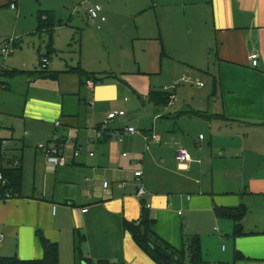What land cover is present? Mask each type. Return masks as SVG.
Listing matches in <instances>:
<instances>
[{
  "label": "crops",
  "instance_id": "0c3cea01",
  "mask_svg": "<svg viewBox=\"0 0 264 264\" xmlns=\"http://www.w3.org/2000/svg\"><path fill=\"white\" fill-rule=\"evenodd\" d=\"M4 2L23 10V0ZM144 2L129 8L133 16L152 13L127 33L131 52L123 47L117 54L107 43L102 7L99 28L85 12L97 32L86 27L77 35L78 23L71 20L53 30L51 19L40 29L38 15L49 17V11L38 10L37 31H52L35 47L39 61L48 58L42 72L14 36L0 78V140L7 149L0 167L20 168L21 184L14 197L0 201V257L41 259L40 232L57 243L58 264L79 263L78 251L92 260L158 264L124 228L148 202L152 229L169 247L181 250L197 237L200 251L226 236L234 264H264V202L263 217L248 221L247 202L256 192L247 190L244 174V164L257 163L260 168L247 166L246 173L256 177L253 185H262L255 170L264 171V0ZM88 32L100 41L98 49H86ZM135 45L144 51L137 54ZM182 76L189 82H180ZM111 111L117 113L97 136ZM130 126L137 132H125ZM199 128L207 139L199 131L192 141ZM151 133L158 140L147 144L144 135ZM44 143L61 149L66 164L48 163L36 147ZM179 147L189 152L185 162L174 158ZM213 149L220 150L223 170L216 183ZM138 169L146 190L139 199L132 176ZM240 205L245 213L233 234L236 222L217 216L215 208Z\"/></svg>",
  "mask_w": 264,
  "mask_h": 264
},
{
  "label": "rangeland",
  "instance_id": "374dc122",
  "mask_svg": "<svg viewBox=\"0 0 264 264\" xmlns=\"http://www.w3.org/2000/svg\"><path fill=\"white\" fill-rule=\"evenodd\" d=\"M135 1L136 0H23V7H19L23 10L22 12L18 13L17 11L9 9L4 0H0V39L4 36H7V38L11 36L21 37V41H23V48L27 47L26 55L29 58H32L35 55V47L39 46V44H41V41H48L49 34H51L52 32L49 30H45L43 32L37 31L38 26L36 27V18L37 14H39L38 10L43 9L44 11H49V18L50 20L52 19V23L54 24L52 28L53 30L59 23L66 24L69 20H71V23L77 22L79 30H77L76 28L74 29L76 30L77 35L86 27H89L93 32H97L96 29L94 30L92 26H90V23L88 25V23L85 21V12L87 11L88 6L97 4L102 7L103 11L108 12L107 14L105 13L107 16V21H105L107 23V26L104 31H101V33H104L103 36L107 39V43L111 46L113 44V47L116 48L117 54H120V52H122L123 47H125L127 51L131 52V40L128 37L129 35H127V33L130 34L135 30L136 27H134V25H136V23H139L138 19L140 18V16L144 20L150 18V15L152 16V13L148 12L146 9L143 11L142 15L141 13H137L134 16L130 15L132 13L129 8L134 5ZM148 1L149 0H146V2L144 3H146L145 5L149 6ZM50 11H53V13H51ZM41 21L43 20L41 19ZM82 25L85 27H82ZM92 33L88 32L85 35L86 49H89L92 46H95V48L98 49V47L100 46V43H98L100 41H98L96 35ZM78 43L79 41H77V46ZM40 47L41 52L44 51L43 45H41ZM143 49L144 48L141 45H135V52H137V54L138 52L141 54V51H144ZM53 54L55 53L53 52ZM85 56L88 57V55L86 54ZM35 60L37 63L36 67H38L39 60L36 55ZM186 86H188V84ZM199 131L203 135H205L207 139V131L199 128V130L197 131L198 133H196V135L192 137V141L198 140L197 136L199 134ZM219 152L220 150L216 149H213L211 152V159L215 160V162H213L216 166L214 171L215 183L219 182L220 176H222L219 173H223L222 168L218 167L217 165V161H220V158L218 156ZM247 159L248 158H245V161H247ZM181 165L182 164L178 163V166ZM247 166L249 168L252 167L256 170L260 168V166L257 163L255 164V166L244 164L245 185L247 186V190L256 192L254 196L252 195L253 197L251 198L250 202H247L248 212L245 218L248 221L252 220L253 218L258 220L263 217L261 205H263L264 202V171H258L257 173V171L255 170V176H258L256 179V183H262V185H253L254 182H252V179L256 177H254L250 173H246ZM225 167L227 168L229 166L226 164ZM255 229L259 231L262 230L263 227L259 223L255 227ZM221 238L222 240H220L216 246H208L206 248L205 243V245L200 248L199 261L193 263L190 254H186L182 261V264H234L233 254L232 252H230V248L228 247L229 237L221 236ZM222 245L224 246L223 249ZM81 261L82 260H79V263L77 264H81Z\"/></svg>",
  "mask_w": 264,
  "mask_h": 264
},
{
  "label": "trees",
  "instance_id": "16d2710c",
  "mask_svg": "<svg viewBox=\"0 0 264 264\" xmlns=\"http://www.w3.org/2000/svg\"><path fill=\"white\" fill-rule=\"evenodd\" d=\"M42 14L38 15V24L41 27L51 26L52 23L50 18L46 16V18L41 21ZM48 18V20H47ZM47 20V21H46ZM44 21H46L44 23ZM166 98V97H165ZM3 174L7 180V188L11 191V193L16 194L19 191L21 184V171L20 168H8L2 169ZM142 212L137 221L127 222L124 221V228L129 231L131 237L137 244L139 248H141L146 254H148L155 262L158 264H182V261L186 254H190L192 262H197L200 259V251L197 237L191 239L187 245L184 246L181 250H176L172 247H169L163 240L157 237L152 227L154 224L153 218L149 215V209L145 208L143 204H141ZM245 213V208L240 206H232V207H217L215 208V214L222 218H227L234 220L236 222L234 226L233 234L239 230V219ZM38 239L41 242L43 249V257L41 259H32V260H24L15 256H1L0 264H58V246L56 242L49 241L46 239L42 233L38 232ZM152 246L158 248L164 253L170 255L171 259L169 262L163 261L156 253L153 252ZM77 249V248H76ZM80 260L85 261L87 264H119L112 260L107 259H96L92 260L91 258L84 257L78 251ZM198 264V263H197Z\"/></svg>",
  "mask_w": 264,
  "mask_h": 264
},
{
  "label": "built area",
  "instance_id": "2783aa9c",
  "mask_svg": "<svg viewBox=\"0 0 264 264\" xmlns=\"http://www.w3.org/2000/svg\"><path fill=\"white\" fill-rule=\"evenodd\" d=\"M11 8H14L15 4L14 2H10L9 5ZM43 20L46 18L45 15H42L41 17ZM87 19L90 22H93L95 24L96 28H99V23L103 22V20L105 19V16L101 15V7L97 4H93L90 5L87 8ZM14 42H15V37L11 36L8 38H5L1 43H0V78L1 76L4 75L5 73V65H4V61L10 56L11 52L14 49ZM251 63L252 65L256 64V58L254 56L251 57ZM48 63V58L46 56H42V58L39 61V65L37 67L36 70H38L39 72H42L43 69L46 68ZM180 82H189V79L185 76H182L180 79ZM85 85H87L88 88L93 86L92 81L86 80L85 81ZM203 85L202 82L196 83L197 87H201ZM0 86H2L1 80H0ZM175 87V84L172 86H164L163 90H172ZM174 95L173 94H169L168 98H170V100L174 99L173 98ZM117 112L116 111H111L107 114L106 119H104L100 125L95 129L96 131V135L97 136H102L106 131V127L110 121L111 118H113L115 116ZM58 124V122L56 123ZM125 132H129V133H135L137 132L133 127H125L124 128ZM199 137L201 138L202 135L200 134ZM144 139L146 141V143H150L153 141H157L158 137L155 133H151L150 135H144ZM38 149H40V151L43 153L44 157L46 158L48 163H51L55 166H61V165H65L67 160L66 157L64 155V153L62 152L61 149H59L58 147H56L55 144L53 143H44V144H38L36 146ZM76 152V151H75ZM7 153V149H6V145H5V141L4 140H0V161H3L5 159ZM92 154V153H91ZM90 154V155H91ZM123 155H125V153H123ZM175 160H177L178 162H185L189 159V152L188 150L184 147H179L177 148L176 152H175V156H174ZM16 162V160H15ZM14 162V163H15ZM142 172L140 169L138 170H134L132 172V176L134 179V192H135V196L139 199L141 198L145 193V187L143 185L142 182V176H141ZM126 181L121 182V186L125 185ZM108 185L107 182L103 183V186L106 187ZM14 197V195L11 193V191L7 188V180L3 174V170L0 167V201H4L7 199H10ZM141 204H143V206L147 209H150V204L148 202H141ZM86 209H83V211H85ZM1 238V235H0Z\"/></svg>",
  "mask_w": 264,
  "mask_h": 264
},
{
  "label": "water",
  "instance_id": "95a60500",
  "mask_svg": "<svg viewBox=\"0 0 264 264\" xmlns=\"http://www.w3.org/2000/svg\"><path fill=\"white\" fill-rule=\"evenodd\" d=\"M152 250L154 253H156L163 261L169 262L171 257L169 254L162 252L158 248H155L152 246ZM81 264H87L85 261H81Z\"/></svg>",
  "mask_w": 264,
  "mask_h": 264
}]
</instances>
